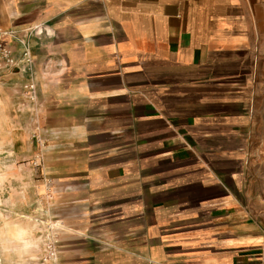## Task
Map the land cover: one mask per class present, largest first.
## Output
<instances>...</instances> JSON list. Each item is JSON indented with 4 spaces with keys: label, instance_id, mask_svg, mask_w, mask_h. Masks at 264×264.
Here are the masks:
<instances>
[{
    "label": "crops",
    "instance_id": "crops-1",
    "mask_svg": "<svg viewBox=\"0 0 264 264\" xmlns=\"http://www.w3.org/2000/svg\"><path fill=\"white\" fill-rule=\"evenodd\" d=\"M0 27L32 56L0 74V264H43L47 209L53 264H264V0H0Z\"/></svg>",
    "mask_w": 264,
    "mask_h": 264
},
{
    "label": "built area",
    "instance_id": "built-area-1",
    "mask_svg": "<svg viewBox=\"0 0 264 264\" xmlns=\"http://www.w3.org/2000/svg\"><path fill=\"white\" fill-rule=\"evenodd\" d=\"M7 37L12 38L21 45L22 49L20 57L15 56L13 49L5 42V38ZM23 64L28 69L32 66L31 47L29 42L19 37L15 31L6 30L0 27V74L5 70L14 71V69L18 68L20 65L22 66ZM22 90L30 102H34L36 100V86L32 80L23 84ZM32 138L38 147V153L40 156L44 150L45 140L38 127L32 133ZM57 258V239L56 235L51 232L48 234L46 242V259L50 261L53 260V263H55Z\"/></svg>",
    "mask_w": 264,
    "mask_h": 264
},
{
    "label": "rangeland",
    "instance_id": "rangeland-1",
    "mask_svg": "<svg viewBox=\"0 0 264 264\" xmlns=\"http://www.w3.org/2000/svg\"><path fill=\"white\" fill-rule=\"evenodd\" d=\"M0 136H1V131H0ZM28 141H29V145L31 146V143L33 142V138L31 137V135H30ZM4 150H6V149L3 146V140L0 138V170L5 169L4 168L5 164L1 161L2 158L6 155V151H4ZM47 210H45L43 216L41 218H39V220L37 221L39 226L42 228V232H43V245H44V251H45V252H43V256H42L43 257L42 258L43 264H46V262H51V263L53 262V260L50 261V260L46 259V242L48 239V234L53 232L57 236L58 235L57 231L60 230V227H57L55 225V223H54V225L51 226L50 218L48 216L49 211H47Z\"/></svg>",
    "mask_w": 264,
    "mask_h": 264
}]
</instances>
